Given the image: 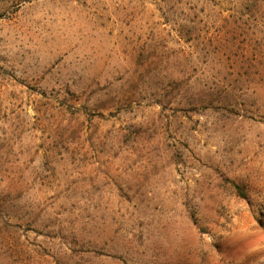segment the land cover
<instances>
[{
  "label": "rangeland",
  "instance_id": "rangeland-1",
  "mask_svg": "<svg viewBox=\"0 0 264 264\" xmlns=\"http://www.w3.org/2000/svg\"><path fill=\"white\" fill-rule=\"evenodd\" d=\"M0 264H264V0H0Z\"/></svg>",
  "mask_w": 264,
  "mask_h": 264
}]
</instances>
